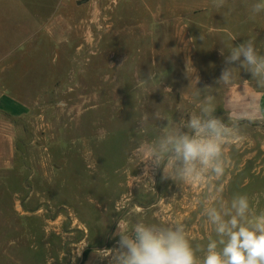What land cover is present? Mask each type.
<instances>
[{"label":"rangeland","instance_id":"374dc122","mask_svg":"<svg viewBox=\"0 0 264 264\" xmlns=\"http://www.w3.org/2000/svg\"><path fill=\"white\" fill-rule=\"evenodd\" d=\"M252 2L0 0L3 16L13 15L5 31L29 42L7 74L29 111L0 113V151L13 153L0 160V264H108L95 253L116 245L118 223L141 215L182 221L193 247L206 245L218 238L204 202L228 204L237 193L264 212V126L253 123L240 121L243 139L225 148L220 179L189 187L161 172L152 184L138 178L141 146L168 123L139 129L146 113L179 122L213 94L215 115L230 122L228 87L217 84L224 56L249 38L264 54V13L253 17ZM234 67V83L251 77ZM138 72L153 78L138 81Z\"/></svg>","mask_w":264,"mask_h":264},{"label":"clouds","instance_id":"9594fccd","mask_svg":"<svg viewBox=\"0 0 264 264\" xmlns=\"http://www.w3.org/2000/svg\"><path fill=\"white\" fill-rule=\"evenodd\" d=\"M212 4L223 8L226 0H212ZM250 12L253 17L264 13V0H253ZM203 38L201 34L200 39ZM228 53L224 56L221 49L225 67L217 84L230 87L236 80L238 68L234 65H238L251 74L258 87L264 88V54L255 40L249 38L238 46L232 45ZM152 78L150 72L147 79H140L138 72V81ZM192 81L197 84L199 77ZM202 91H209V87L195 89L193 95L199 98ZM197 107L198 112L190 113L187 119L182 117L179 122L158 110L151 116L146 113L138 121L139 129L147 128L150 121H168L141 146L138 160L144 165V177H138L139 182L146 177L154 183L158 172L162 173V179L189 187L220 179L230 163L225 148L243 139L240 120L264 124V107L255 101L241 112L239 120L230 122L215 115L213 94L204 96ZM202 215L218 238H209L206 245L193 247L182 221L149 220L141 215L125 226L118 223L116 245L95 254L101 260L107 259L108 264H264V212L252 211L247 194L237 193L228 204L221 202L219 206L205 201Z\"/></svg>","mask_w":264,"mask_h":264},{"label":"crops","instance_id":"0c3cea01","mask_svg":"<svg viewBox=\"0 0 264 264\" xmlns=\"http://www.w3.org/2000/svg\"><path fill=\"white\" fill-rule=\"evenodd\" d=\"M9 14V16H6L7 18L4 17L0 9V113L11 117H18L26 114L29 108L15 98L18 93L9 85L7 74L12 68L10 66L11 58L17 54L25 57L29 42L26 34L23 36L22 42L19 43L17 41L19 34L15 33L13 35L5 31L7 27L13 25V19L11 18L13 16L12 11ZM31 44L34 47L35 42L32 41ZM33 53L31 55L32 59L35 56ZM43 60L45 61V59ZM253 101L257 102L260 107H264V88L258 87L255 81L252 80V77H241L237 83L228 87L224 93V113L230 121L239 120L241 112ZM240 121L248 122L247 120ZM253 124L264 126V124ZM12 156V149L10 153L8 150L7 154H3L0 151V160L4 159V157L9 160Z\"/></svg>","mask_w":264,"mask_h":264},{"label":"trees","instance_id":"16d2710c","mask_svg":"<svg viewBox=\"0 0 264 264\" xmlns=\"http://www.w3.org/2000/svg\"><path fill=\"white\" fill-rule=\"evenodd\" d=\"M87 253V250L84 252V255Z\"/></svg>","mask_w":264,"mask_h":264}]
</instances>
